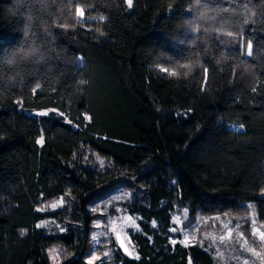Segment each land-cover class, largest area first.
I'll return each mask as SVG.
<instances>
[{"label": "trees", "instance_id": "1", "mask_svg": "<svg viewBox=\"0 0 264 264\" xmlns=\"http://www.w3.org/2000/svg\"><path fill=\"white\" fill-rule=\"evenodd\" d=\"M132 3L0 0V264H102L90 206L121 187L139 258L103 264H215L176 206L264 224V0Z\"/></svg>", "mask_w": 264, "mask_h": 264}, {"label": "rangeland", "instance_id": "2", "mask_svg": "<svg viewBox=\"0 0 264 264\" xmlns=\"http://www.w3.org/2000/svg\"><path fill=\"white\" fill-rule=\"evenodd\" d=\"M80 17L85 18V13ZM51 110H31L30 112L41 115ZM231 126L241 129L237 125ZM130 195L128 188L121 187L90 206V210L100 213V217L95 221L93 246L87 259L89 262L99 261L103 264L111 258L116 245L127 255L139 258L138 246L133 235L142 233L139 225L140 216L130 212L124 205L130 199ZM62 204V199H59L39 210L52 211ZM247 205L250 209L247 214L248 224L243 216L229 213L211 216L198 214L192 219L187 208L176 206L172 213L170 237L173 241H179L184 245L199 244L205 247L213 255L215 264H264V241L259 239V233L264 232V224L256 219L254 203ZM37 227L44 229L48 234L64 231L58 221L49 218L38 222ZM254 232L255 235H253ZM64 253V250L59 249L58 246H53L49 250V256L54 263H57L62 257L61 254Z\"/></svg>", "mask_w": 264, "mask_h": 264}, {"label": "snow or ice", "instance_id": "3", "mask_svg": "<svg viewBox=\"0 0 264 264\" xmlns=\"http://www.w3.org/2000/svg\"><path fill=\"white\" fill-rule=\"evenodd\" d=\"M127 3H128V5H129V7H131V5H132V0H127ZM78 11H79V14H80L81 16L84 15L82 9H80V10H78ZM229 35H231V33H229ZM250 49H251V45H250V44H245V50H246V52H247L248 55H251V54H252L251 51H250ZM41 115H46V113H41ZM241 127H243V126H241ZM39 142H41V141H38V143H39ZM173 230L175 231V229H173ZM253 235H255V232L253 233ZM259 239H260L261 241H264V232H260V233H259ZM173 243H175V241H173ZM137 258H138V257H137Z\"/></svg>", "mask_w": 264, "mask_h": 264}]
</instances>
